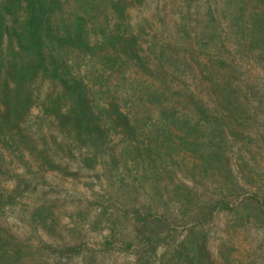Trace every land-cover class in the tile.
Segmentation results:
<instances>
[{
	"label": "rangeland",
	"instance_id": "rangeland-1",
	"mask_svg": "<svg viewBox=\"0 0 264 264\" xmlns=\"http://www.w3.org/2000/svg\"><path fill=\"white\" fill-rule=\"evenodd\" d=\"M58 1L53 20L82 42L0 122V227L71 249L13 260L1 243L0 264H189L194 245L196 263L264 264V38L241 37L232 0ZM243 1L247 19L257 0ZM148 211L169 227L151 234Z\"/></svg>",
	"mask_w": 264,
	"mask_h": 264
},
{
	"label": "trees",
	"instance_id": "trees-1",
	"mask_svg": "<svg viewBox=\"0 0 264 264\" xmlns=\"http://www.w3.org/2000/svg\"><path fill=\"white\" fill-rule=\"evenodd\" d=\"M52 2L53 0H0V103L5 105V109L0 111V122H14V118L23 115L24 110L28 108L27 100L29 97L27 92L29 87L27 83L35 77V74L40 69L49 72L55 78H59L62 75L59 67H64V63L60 61L62 49L66 46H73L76 41L82 42L78 36L79 34L76 35V38H72L66 23L58 24L53 20L50 14ZM188 2H191V0H188ZM256 2L257 7H254L253 12L248 14L247 19L244 18L245 14H247V4L243 0L240 6H236L234 0L229 4L232 10L240 12V15L235 14L236 18L231 23L238 22L240 25H235L238 27L237 32L242 34L241 37L245 36L243 38L246 40L251 38V43L264 38V0H257ZM58 4L59 1L56 0L55 8ZM240 21H243V23H240ZM80 25L81 23L76 25L77 30L80 29ZM184 28L187 35L191 36L190 28L187 25H184ZM5 39L8 40L6 47H4ZM12 44L17 46L16 49L12 48ZM51 69L53 72L50 71ZM67 75L68 73H65L64 76ZM67 77L68 79L62 77L61 80L64 81V86H68V89L70 88L75 96L73 98L75 110H78L79 113L83 110L84 116L88 115L85 109L87 99L80 95L72 84L74 81L73 77L70 74ZM83 94L85 96V93ZM79 115H76L78 117L76 122L83 129L85 126L83 115ZM82 129L80 132L87 136L86 131ZM208 136L211 138L209 144L213 142V145H219L222 140L216 131L211 132ZM213 145L207 148L210 153L202 155L206 159L207 166L210 163L213 164L217 153L215 149L219 147L213 148ZM217 155L219 154L217 153ZM147 215L153 218L152 221L140 218L141 220L143 219L142 221L146 225L151 224V234L158 235L162 229L164 231V229L169 227L170 221L154 218L151 211H148ZM135 217L138 219V214ZM202 237L203 235L201 234L200 238ZM1 243H5L6 245H4L8 247L9 245L15 247L11 256L13 260L33 257L34 253L43 252L45 249L53 250L51 246H32L20 243L13 236L7 235L0 227V246ZM196 245L199 246L198 243ZM182 248L180 253L185 256L188 248L186 245L184 247L183 244ZM70 249V246H64L54 249L53 253L64 256ZM196 251L194 245L192 255L190 253L187 255L189 264H208L206 261L196 263Z\"/></svg>",
	"mask_w": 264,
	"mask_h": 264
}]
</instances>
